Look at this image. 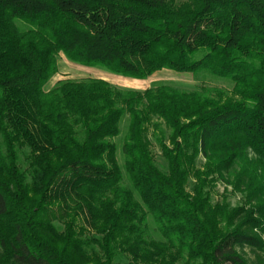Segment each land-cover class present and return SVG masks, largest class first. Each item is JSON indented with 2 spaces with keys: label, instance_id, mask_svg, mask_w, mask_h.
I'll list each match as a JSON object with an SVG mask.
<instances>
[{
  "label": "trees",
  "instance_id": "obj_1",
  "mask_svg": "<svg viewBox=\"0 0 264 264\" xmlns=\"http://www.w3.org/2000/svg\"><path fill=\"white\" fill-rule=\"evenodd\" d=\"M61 53L140 80L205 70L240 98L97 77L47 91ZM236 166L231 183L251 207L212 205L208 177ZM55 207L59 216L41 217ZM80 215L94 235L78 236ZM255 230L264 233V0H0V264H85L96 251L94 264H250L237 247L263 249Z\"/></svg>",
  "mask_w": 264,
  "mask_h": 264
},
{
  "label": "rangeland",
  "instance_id": "obj_2",
  "mask_svg": "<svg viewBox=\"0 0 264 264\" xmlns=\"http://www.w3.org/2000/svg\"><path fill=\"white\" fill-rule=\"evenodd\" d=\"M58 74L51 80V84H56L59 80L66 79V78H72V79H80V78H86V77H97V78H103L105 80H108L109 82L119 85L121 87H127V88H133L138 90H145L149 87H151L154 83H163V84H169L172 85L178 89L182 90H198L202 91L204 89H210L212 94H220L224 100H239V95H237L234 92V82L222 79L213 76L209 72L203 70L200 71L198 74L194 73H188V72H177L174 70L169 69H163L160 71L155 72L152 76H150L148 79L140 80V79H133L124 77L121 75H117L114 73H111L107 71L106 69L102 67H87L80 65L78 63L72 62L67 59V57L61 53L58 60ZM50 87H45V90L48 91ZM153 146L152 149L154 153L156 154V161L157 164L162 168L166 169V161L164 160L163 156L161 155V151L156 144L155 140L153 139V136L151 132L149 133ZM117 142L120 141V138L116 139ZM250 157L253 158L255 155L252 151H250ZM118 159L121 165H123L124 159L123 155L121 154V151L118 152ZM206 160L205 158L200 155L197 159V167L200 169H203V166L205 164ZM239 169V166H236L231 172H226L225 177L226 179H221L215 175L209 176V180H213L211 182H208L207 187H205V191L209 192V200L212 205H216L217 203L222 205H228L230 209L236 208L239 206H245L247 208H250L251 205L248 201V193L243 192L241 190L235 189L234 184L231 182L235 181V173L236 170ZM193 184L194 180L191 179L190 183L188 185V190H193ZM255 203V202H253ZM60 210L58 211L57 207L55 209H52L50 212L44 213L41 217L44 219L52 218L53 216H59ZM74 211H70V214H74ZM61 214L62 211H61ZM239 220V219H238ZM238 220L235 221V223H238ZM54 223L58 225L60 228L59 231L66 232L67 227L57 219L54 220ZM79 225L85 226L87 228L86 230L82 231V227L79 229L78 227H75L76 233L79 237L86 238L88 236L94 235L95 233L89 229L90 225H88L86 222L82 221V216L80 215L78 217ZM83 232V233H82ZM254 232V231H253ZM261 236V238L264 240V233L255 230ZM82 233V234H81ZM150 233L152 236L156 239H161L162 237L158 234L157 230H155V226L151 224L150 227ZM99 236V235H98ZM60 244L64 240H56ZM238 251L245 257V259L250 264H264V248L258 249L254 248L248 245H241L238 246ZM101 252H91L87 253L84 257L81 259L85 261V264H94V262L101 257ZM124 258V257H123ZM124 261L127 262V259L124 258Z\"/></svg>",
  "mask_w": 264,
  "mask_h": 264
},
{
  "label": "crops",
  "instance_id": "obj_3",
  "mask_svg": "<svg viewBox=\"0 0 264 264\" xmlns=\"http://www.w3.org/2000/svg\"><path fill=\"white\" fill-rule=\"evenodd\" d=\"M58 73H56L50 80H49V82L46 84V86L45 87H50L48 90H50L53 86H54V84H51V80L57 75ZM137 80V79H136Z\"/></svg>",
  "mask_w": 264,
  "mask_h": 264
}]
</instances>
